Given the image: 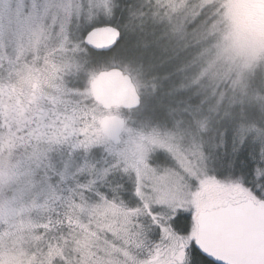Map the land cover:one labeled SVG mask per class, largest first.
<instances>
[{
  "label": "snow or ice",
  "instance_id": "1",
  "mask_svg": "<svg viewBox=\"0 0 264 264\" xmlns=\"http://www.w3.org/2000/svg\"><path fill=\"white\" fill-rule=\"evenodd\" d=\"M0 264H264V0H0Z\"/></svg>",
  "mask_w": 264,
  "mask_h": 264
}]
</instances>
